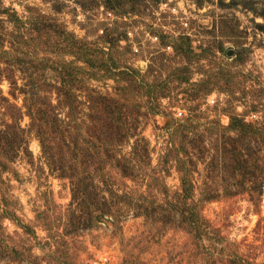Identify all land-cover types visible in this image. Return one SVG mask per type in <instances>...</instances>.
Masks as SVG:
<instances>
[{
  "label": "rangeland",
  "instance_id": "rangeland-1",
  "mask_svg": "<svg viewBox=\"0 0 264 264\" xmlns=\"http://www.w3.org/2000/svg\"><path fill=\"white\" fill-rule=\"evenodd\" d=\"M0 264H264V0H0Z\"/></svg>",
  "mask_w": 264,
  "mask_h": 264
},
{
  "label": "trees",
  "instance_id": "trees-1",
  "mask_svg": "<svg viewBox=\"0 0 264 264\" xmlns=\"http://www.w3.org/2000/svg\"><path fill=\"white\" fill-rule=\"evenodd\" d=\"M97 106L94 107V109L97 108L98 109H102L103 113H106V115L109 116V113L112 111V106L114 105V103L111 105L110 101H103L102 105H98V103L96 102ZM95 110V112L98 114V111ZM92 116V115H91ZM94 117V116H92ZM96 119H98V116L96 117ZM112 125L111 123L108 124V126ZM251 126V124L247 121H245L243 118H239L237 114H231L230 118H229V123L228 125L225 126L226 129L232 131V133L234 131H237L240 136L242 135H248L247 131H248V127ZM99 133H96L97 136L99 137L102 134V131L100 129V131H98ZM107 137H104V139H99L98 140V145L97 146H102V149L107 150V146L106 144H113V140L115 138H113L114 134L113 133H109L108 135H105ZM120 138L118 139V141H120L122 138L121 135H119ZM233 136L230 135L229 138ZM234 138H230L231 143L229 145H225L224 150H226L227 152H229V154H231L229 157V162H231L232 166L236 169L237 167H242V168H251V166L260 167L261 165L258 164L257 159L255 158H251V160L248 159V156H251V154H253V152L249 149L248 146H234L235 142H232ZM41 145L42 146H46V140L45 138H41ZM118 144H120V142H118ZM108 156V154H106ZM257 158V157H256ZM101 161V158H100ZM249 168V170H250ZM249 172V171H248ZM90 193V192H87ZM86 194V192H85ZM190 212V211H189ZM185 214V213H184ZM186 215V214H185ZM187 217L185 218L187 224H190L192 226V224H194L195 222H193V220L191 219L192 215H186ZM193 227V226H192Z\"/></svg>",
  "mask_w": 264,
  "mask_h": 264
}]
</instances>
